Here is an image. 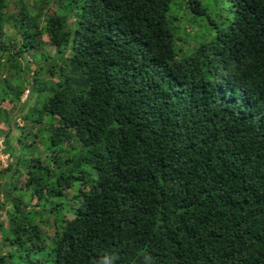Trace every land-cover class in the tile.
Masks as SVG:
<instances>
[{
  "label": "trees",
  "instance_id": "trees-1",
  "mask_svg": "<svg viewBox=\"0 0 264 264\" xmlns=\"http://www.w3.org/2000/svg\"><path fill=\"white\" fill-rule=\"evenodd\" d=\"M7 2L0 101L47 154L2 140L0 264H264V0H18L14 51Z\"/></svg>",
  "mask_w": 264,
  "mask_h": 264
},
{
  "label": "rangeland",
  "instance_id": "rangeland-1",
  "mask_svg": "<svg viewBox=\"0 0 264 264\" xmlns=\"http://www.w3.org/2000/svg\"><path fill=\"white\" fill-rule=\"evenodd\" d=\"M46 2L47 5L42 6L41 11L42 12H47L50 11V9H52V7H54V3L53 0H43V2ZM25 8L27 9V12L30 15H33L35 13L38 12L39 10V2L40 0H22ZM19 3L18 0H8L7 2V6H6V22L4 24L3 30H4V35L6 36L7 40H6V45L9 46L10 51H14L16 49H18V47H20L21 43H22V37L21 35L16 31L15 27L12 25L14 17L12 15H16L19 13ZM56 49L51 46L49 43H47L45 40L43 41L42 45L39 47H31L28 50H26L23 53V56L21 58H19L21 65H25L27 63H30L33 59V57L35 55H38L39 58H41L42 60L46 57L49 56H53L56 53ZM47 55V56H46ZM43 62V61H42ZM13 70L11 68H5L4 70H1L0 72V81H2L4 79L5 76L12 74ZM32 93H29L28 90H24L20 100L19 101H0V170L4 169L7 164H8V160H5L6 155H4L3 153H5L4 151H2V140L4 138V136L6 135H11L13 138V143L9 140L8 143L6 142V144L8 145L7 151L11 152L10 150H13L14 148L16 149L17 152H23V154H25V157L27 158L28 156L30 157V154L37 156V155H46L47 154V149L44 148V146L46 145V141L45 138H43L40 135H38V139L39 141H37L36 138L33 137L35 131H36V125L35 124H31L30 122H26L23 118H22V114L27 111L28 109H30L31 104L33 103V97H32ZM26 105L23 104V101ZM23 105V106H21ZM16 125L21 126L23 125L24 127H26V129H30L31 134L28 135L27 139H25L26 141H31V140H35L37 142L33 143V144H26V143H22L23 147L18 148V144L17 142H14V137L17 134L16 131ZM25 129V130H26ZM36 137V136H35ZM28 157V158H29ZM27 158V159H28ZM27 162V160L25 161ZM24 162V163H25ZM4 177L5 174H3L2 176H0V202H3L4 206H8V202H6L3 198V194H2V187H3V183H4ZM24 181H25V175L23 173H20L19 178H18V185L19 186H23L24 185ZM12 197H17V193L16 191H13L12 194H10ZM28 194L25 193V197ZM17 201V200H15ZM2 219V215L0 213V221ZM39 226L41 228V230L43 231V233L47 234V235H51V233L53 232V227L52 226H47L44 222H40L39 221Z\"/></svg>",
  "mask_w": 264,
  "mask_h": 264
},
{
  "label": "clouds",
  "instance_id": "clouds-1",
  "mask_svg": "<svg viewBox=\"0 0 264 264\" xmlns=\"http://www.w3.org/2000/svg\"><path fill=\"white\" fill-rule=\"evenodd\" d=\"M3 148V145L1 146ZM2 150V149H1ZM4 155H7L6 159L5 160H8V153H3Z\"/></svg>",
  "mask_w": 264,
  "mask_h": 264
},
{
  "label": "built area",
  "instance_id": "built-area-1",
  "mask_svg": "<svg viewBox=\"0 0 264 264\" xmlns=\"http://www.w3.org/2000/svg\"><path fill=\"white\" fill-rule=\"evenodd\" d=\"M6 157H7V155H6ZM6 157H5V159H6Z\"/></svg>",
  "mask_w": 264,
  "mask_h": 264
}]
</instances>
